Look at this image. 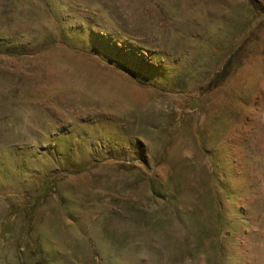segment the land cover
<instances>
[{"label": "rangeland", "instance_id": "rangeland-1", "mask_svg": "<svg viewBox=\"0 0 264 264\" xmlns=\"http://www.w3.org/2000/svg\"><path fill=\"white\" fill-rule=\"evenodd\" d=\"M40 1L0 0V264H264V0Z\"/></svg>", "mask_w": 264, "mask_h": 264}, {"label": "trees", "instance_id": "trees-1", "mask_svg": "<svg viewBox=\"0 0 264 264\" xmlns=\"http://www.w3.org/2000/svg\"><path fill=\"white\" fill-rule=\"evenodd\" d=\"M36 12L37 13H41L42 15H50V10L52 11V13H54L55 18L57 19V14L56 11L58 10L55 6H52L50 4V2H48L47 0H41L40 2H38V4L36 5ZM61 36V37H60ZM59 38H55V42H59L62 44H65L73 49H75L76 51H82L80 49V46L76 43L73 42H69V40H67V38L63 35L60 34ZM80 170L75 171V172H63L60 176H66V175H73V174H77L79 173ZM49 182V181H48ZM47 182V184H48ZM51 189V185H48L46 188V192H48ZM44 197V196H43ZM12 217L11 213L6 214L1 220H0V245L3 246V244L5 243L7 236L11 233L12 231V227H11V223H10V219ZM220 216H218L217 218V227H221L222 222L221 219L219 218ZM196 238L191 240V244L193 245H203L206 244V242L209 244V247L213 249V244L214 247L221 252L222 249V241L223 238H220V233H218L217 235L213 236V231H206L205 229L200 231L199 235L195 236ZM214 239V242H213ZM218 252V253H219ZM211 257V258H210ZM210 259H213V256H210ZM208 258V256H207Z\"/></svg>", "mask_w": 264, "mask_h": 264}, {"label": "crops", "instance_id": "crops-1", "mask_svg": "<svg viewBox=\"0 0 264 264\" xmlns=\"http://www.w3.org/2000/svg\"><path fill=\"white\" fill-rule=\"evenodd\" d=\"M104 79H106L105 77H103ZM121 81V80H120Z\"/></svg>", "mask_w": 264, "mask_h": 264}]
</instances>
